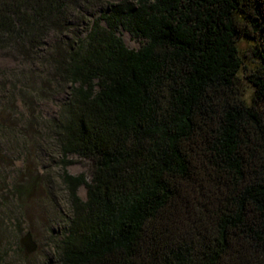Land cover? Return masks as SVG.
<instances>
[{
    "label": "trees",
    "instance_id": "obj_1",
    "mask_svg": "<svg viewBox=\"0 0 264 264\" xmlns=\"http://www.w3.org/2000/svg\"><path fill=\"white\" fill-rule=\"evenodd\" d=\"M98 2L0 0V52L30 74L13 87L30 92L27 115L65 93L44 125L71 205L57 264H264V0L109 2L83 35L74 26ZM69 154L90 161L89 180Z\"/></svg>",
    "mask_w": 264,
    "mask_h": 264
},
{
    "label": "rangeland",
    "instance_id": "obj_2",
    "mask_svg": "<svg viewBox=\"0 0 264 264\" xmlns=\"http://www.w3.org/2000/svg\"><path fill=\"white\" fill-rule=\"evenodd\" d=\"M119 1L121 0H101L92 6L89 5L90 7L88 6L84 12V19L77 21L74 26L75 30H80L83 35L86 34L87 22L97 18L104 11L107 3ZM73 21H76V17ZM117 34L130 48L137 49L142 44L141 39L133 38L123 28H119ZM53 38L54 36L50 35L45 40L43 48L50 47ZM240 48L246 49L247 43L241 42ZM24 65L25 63L20 59L0 52L2 81L0 121L3 118L5 130L10 126L14 127L16 134L13 139L17 140L14 146L5 141L3 148V140L0 137L2 140V144L0 143V150L2 149L0 152V202H7L6 206L2 207L0 226L7 230L5 240H9L6 249L0 247V260H3L2 264H57L56 248L70 217L71 205L61 178L63 156L44 125L46 119L57 115L59 104L65 98V93H59L50 99L38 100L35 116H28L25 111L24 97L27 98L26 94L30 92L22 91L23 88L13 90L16 81L21 80L22 70H25L23 84L28 80L27 76L30 77V74L26 73L29 70H26ZM244 71H241L239 86L243 97L251 102L255 88L247 79L249 71ZM28 123H34L35 137L26 136L29 129ZM67 158L74 160L67 166L69 173L74 175L84 173L87 180L90 179L89 160L79 159L74 154H69ZM24 187L29 189L25 188L24 193L19 194L18 191L23 190ZM78 194L82 199H86L85 185L79 187ZM17 230L20 232L18 238L30 231L37 242V250L29 254L27 258H22L16 251L14 236Z\"/></svg>",
    "mask_w": 264,
    "mask_h": 264
},
{
    "label": "water",
    "instance_id": "obj_3",
    "mask_svg": "<svg viewBox=\"0 0 264 264\" xmlns=\"http://www.w3.org/2000/svg\"><path fill=\"white\" fill-rule=\"evenodd\" d=\"M20 243L23 245L26 254L35 252L38 248L37 242L34 240L30 231H27L21 238Z\"/></svg>",
    "mask_w": 264,
    "mask_h": 264
}]
</instances>
